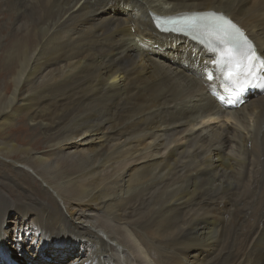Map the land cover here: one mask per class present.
<instances>
[{
  "label": "bare ground",
  "instance_id": "obj_1",
  "mask_svg": "<svg viewBox=\"0 0 264 264\" xmlns=\"http://www.w3.org/2000/svg\"><path fill=\"white\" fill-rule=\"evenodd\" d=\"M10 2L0 264H264V94L224 108L215 56L160 26L222 14L264 57V0Z\"/></svg>",
  "mask_w": 264,
  "mask_h": 264
},
{
  "label": "rangeland",
  "instance_id": "obj_2",
  "mask_svg": "<svg viewBox=\"0 0 264 264\" xmlns=\"http://www.w3.org/2000/svg\"><path fill=\"white\" fill-rule=\"evenodd\" d=\"M7 8V9H6ZM16 8V7H15ZM27 10H29V12H32V8H25V10H17V9H14L12 6H11V2L10 0H0V74L5 72V71H9V70H13L15 71L16 69V62L14 63L15 65L13 66V64L8 60L7 58V51L12 48L13 46V43H15V41L17 42V38H19L20 40L18 42H21V41H24L22 38H27L28 36V30L25 28V23L27 21H30L31 19V16L29 15H25L24 12H26ZM19 11V13H18ZM22 13V14H21ZM17 15V16H16ZM21 16V17H20ZM16 22V23H15ZM15 24V25H14ZM19 24V25H18ZM24 24V25H23ZM18 28V29H16ZM20 29V30H19ZM24 31H23V30ZM27 31H26V30ZM15 32H14V31ZM22 30V32H21ZM18 31V32H17ZM18 33V34H17ZM20 33V35H19ZM23 33V34H22ZM16 34V36H15ZM26 34V35H25ZM31 34V33H29ZM18 35V36H17ZM25 37H24V36ZM14 38H13V37ZM10 39H9V38ZM21 37V38H20ZM3 38V39H2ZM25 38V39H26ZM15 39V40H14ZM13 40V41H12ZM2 42V43H1ZM5 42V43H4ZM13 42V43H12ZM8 43V44H7ZM5 45V47H4ZM11 45V47H10ZM9 46V47H8ZM4 48V50H3ZM9 48V49H8ZM2 49V50H1ZM5 55H6V58H5ZM4 58V59H2ZM3 60V61H2ZM5 60V61H4ZM8 60V61H6ZM4 64V65H3ZM12 64V65H11ZM5 66V67H4ZM10 66V67H9ZM3 67V69H2ZM7 69V70H5ZM12 71V72H13ZM3 83L0 84L1 86V89H3L4 85ZM18 126V125H17ZM24 126V125H22ZM4 186H2V190L7 194L9 195V197L11 196H23L21 192H17V190L15 189H9V188H3ZM18 193V194H17ZM11 195V196H10ZM239 204V203H238ZM240 208V207H238Z\"/></svg>",
  "mask_w": 264,
  "mask_h": 264
},
{
  "label": "snow or ice",
  "instance_id": "obj_3",
  "mask_svg": "<svg viewBox=\"0 0 264 264\" xmlns=\"http://www.w3.org/2000/svg\"><path fill=\"white\" fill-rule=\"evenodd\" d=\"M221 20L224 18L221 17ZM227 24L228 22L225 21ZM159 26V25H158ZM234 28V26L229 25ZM210 36L221 37L227 36V43L231 47L229 48V55H233L236 52H241L245 47H247V52L244 54V59L247 61V72H238L233 73V70L230 68L225 73L226 77L229 79V82L233 84V86L238 91H244L246 87H251L254 85V81L250 78L255 77L256 79H260L257 76V64L260 61V58L257 56L254 48L250 45V43L243 37V33H240L239 30L235 31V34H232L222 25H212L208 29H206ZM260 68L264 69V63L260 64ZM208 79H212V74H208ZM241 79L244 80V84L241 85Z\"/></svg>",
  "mask_w": 264,
  "mask_h": 264
}]
</instances>
